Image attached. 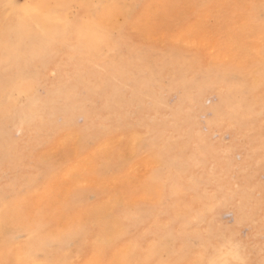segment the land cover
I'll return each instance as SVG.
<instances>
[{
  "label": "rangeland",
  "instance_id": "obj_1",
  "mask_svg": "<svg viewBox=\"0 0 264 264\" xmlns=\"http://www.w3.org/2000/svg\"><path fill=\"white\" fill-rule=\"evenodd\" d=\"M81 2L104 3L2 0L9 14L32 5L31 25L20 30L22 17H11L3 31L0 68H4V74L11 78L12 69L16 72L29 67V58L42 40L56 55L31 65L33 75L38 73L42 84L37 95L22 92L17 81L13 83L15 91L9 104L6 96H0V240L6 230L22 226L43 229L50 224L51 230L66 226V220L51 213L62 208L74 190L80 188L95 208L84 219L102 226V239L111 242L121 236L122 229L141 239L150 234L143 242V254L136 256L139 261L144 258L152 264H164L180 259L177 239L188 224L196 223L197 217L203 215L205 218L199 220L195 230L206 233L215 225L218 230L221 222L236 223L245 239L243 258L249 264H264V107L255 100L241 108L239 99H229L223 84L234 67L251 66L252 71H259L261 0H113L110 4L120 5L119 8L98 11L105 32L100 36L103 38L98 37L101 41L90 37V13L77 16L75 12H64L58 16L54 9L35 7ZM250 4L256 8L236 7ZM116 16L121 24L129 18L133 21L122 35L114 22ZM246 22L257 31H243ZM144 32L147 36H143ZM9 40L15 42L14 48L8 47ZM216 47L220 51H215ZM6 50L11 55L19 50L22 61L19 67L9 65L7 72L3 66ZM0 89H6V80L0 81ZM220 112L227 116H220ZM109 119L114 124L111 139L106 145L87 147L92 122ZM133 134L138 137L132 142ZM145 140L147 143L140 148ZM98 171L101 175H97ZM36 178L40 183L32 187ZM8 180L17 186L18 196L35 198L29 210L18 211L15 222L6 224L2 193L10 189ZM171 181H178L191 191L179 193L182 199L172 201L171 208L165 202L163 209L150 213L145 206L159 205L166 183L171 195ZM213 195L219 196V201H212L219 209L216 217L207 212ZM42 207L47 210L41 212ZM107 210H112L109 219L105 217ZM170 219L174 224L172 233ZM45 235L41 231L39 239ZM169 249H177L175 259L169 256ZM125 251L126 244H121L112 258L119 259ZM222 254L207 258L212 256L209 259L221 262L232 259L226 248ZM93 255L90 251L84 264L90 263ZM8 258L11 257L0 245V260ZM72 258L80 257L73 251Z\"/></svg>",
  "mask_w": 264,
  "mask_h": 264
},
{
  "label": "snow or ice",
  "instance_id": "obj_2",
  "mask_svg": "<svg viewBox=\"0 0 264 264\" xmlns=\"http://www.w3.org/2000/svg\"><path fill=\"white\" fill-rule=\"evenodd\" d=\"M39 8H49L57 11L58 16H62L64 12H75L77 16L81 13L88 12L95 15L96 9H115L119 8L117 4H103V3H60L56 5H35ZM238 8L255 9L256 5H237ZM259 27L261 40V64L258 72L252 71L251 66L234 67L231 74L226 76L223 80L227 96L229 99L237 98L240 101V107L249 106L253 101L258 100L262 107H264V0H261L259 5ZM256 19L255 14H251V20ZM114 22L119 26V34L122 35L129 24L133 23L132 19L124 21L122 24L119 17L114 18ZM243 31L252 33L257 29L251 28L249 23H245L242 28ZM113 36L117 35L114 31ZM8 47H15V42L8 41ZM56 53L51 52L50 45L47 41L42 40L40 47L33 51L29 58V67L23 71H16L15 75L6 79V86L17 81L20 82V89L22 92L27 91L30 95L35 96L39 93L42 87L41 82L33 75L31 65L38 60L45 59ZM22 63L19 50L15 55L7 53L3 66L7 72L9 65L19 67ZM99 115H103L100 113ZM220 116L226 117L227 113L220 112ZM114 127L113 122L109 120L94 121L93 126L88 132L87 147L96 148L97 145H106L111 139ZM147 141H141L139 147L142 148ZM97 175H101L98 171ZM10 185V189H6L2 193V200L5 210V223L15 222L16 213L25 212L31 208V202L35 198L31 195L18 196L15 192V183L6 181ZM40 183L35 181L32 187H36ZM173 189L172 194L169 195V184H165L161 193V200L159 205H146L145 207L150 213H154L159 207L163 209L165 202L171 208L172 201L182 199L179 193L187 194L188 189L184 184L178 181H171ZM31 191V188L29 189ZM84 189H76L72 193L69 201L60 209L52 211L53 216H57L67 221L66 226L58 227L51 230V225H46L43 229L30 228L23 226L6 230L0 245L6 250L11 258L0 260V264H84V257L93 251L98 259L91 264H152L151 261H139L136 256L142 249L144 240L150 238V234L141 239L134 237L130 231L121 234L115 240L109 242L107 239H102L103 233L101 225H92L84 219L85 215H91L95 208L90 206L82 195ZM218 195H213L208 201L209 207L207 212L213 217H216L219 209L212 203L218 200ZM47 209L42 207L41 212ZM205 217L201 215L197 217L196 223H191L186 226V230L179 236L177 243L181 245L180 259L168 261L167 264H249L244 259L245 239L240 231V226L236 223H220L217 230L215 226L209 228L205 233L203 231L195 230L200 219ZM41 231L46 232L43 239H39ZM121 244H126L127 251L119 256V259H113V253L120 247ZM219 246V247H218ZM228 249L232 259L225 261H217L216 259H208L210 255H217ZM75 251L80 257L73 259L72 253ZM47 257V259H44Z\"/></svg>",
  "mask_w": 264,
  "mask_h": 264
},
{
  "label": "bare ground",
  "instance_id": "obj_3",
  "mask_svg": "<svg viewBox=\"0 0 264 264\" xmlns=\"http://www.w3.org/2000/svg\"><path fill=\"white\" fill-rule=\"evenodd\" d=\"M101 2H103L104 1V3L103 4H110L113 0H100ZM93 2V1H92ZM97 2V1H96ZM116 2V1H115ZM128 2V1H127ZM189 3V2H188ZM128 4V3H127ZM168 6V5H167ZM183 6H185V5H183ZM5 7H7V4H3L2 3V0H0V40H2V35H3V31H4V29L6 28V24H7V22H8V20L11 18V17H17V16H21L22 17V20H23V25L21 26V28H20V30H24L23 29V27H25V26H27V25H31V22H30V11L32 10V5L29 3L28 5H26V6H24V8H22V9H19V10H17L16 11V9H15V11H11V13L9 14V12H7V10H6V8ZM124 8V7H123ZM154 8H156V7H154ZM194 8V7H193ZM180 9V8H179ZM182 9V8H181ZM103 10H105V8H101V9H96V10H94V13H95V15H92L91 14V22H92V35L90 36V37H92L94 40H96L98 37H100V36H102V34H105V32L103 33V31H102V27H101V23H103V20H102V17H101V14H98V11H103ZM126 10H128V9H126ZM152 10V9H151ZM123 12V11H122ZM181 12V11H180ZM104 13H105V11H104ZM140 13V12H139ZM253 13V12H252ZM126 14V13H125ZM176 14H178V12H176ZM176 17V16H175ZM90 18V17H89ZM105 18V17H104ZM139 19V18H138ZM142 19V18H141ZM145 19V18H144ZM181 20V19H180ZM242 21L244 22V19H242ZM143 23V22H142ZM247 23V22H246ZM146 26V25H145ZM189 28V27H188ZM105 30V29H104ZM141 30V29H140ZM146 30V29H145ZM142 31H144V30H142ZM147 31H148V29H147ZM90 32V31H89ZM187 32V31H186ZM145 33V32H144ZM143 33V34H144ZM88 34V35H89ZM147 34V32L143 35V36H145ZM182 35V34H181ZM61 36H63V35H61ZM70 36V35H69ZM68 36V37H69ZM147 36V35H146ZM64 37V36H63ZM63 37H60V42L62 41L61 40V38H63ZM177 37V36H176ZM192 37V36H191ZM30 39H34V37L33 36H31V37H29ZM100 38H103V37H100ZM180 38V37H179ZM193 38V37H192ZM64 39H66V38H64ZM89 39H91V38H89ZM99 39V38H98ZM176 39V38H175ZM185 39H186V37H185ZM185 39L183 40V41H185ZM100 40V39H99ZM170 40V39H169ZM181 40H182V38H181ZM187 40V39H186ZM56 42H58V40L56 39L55 40ZM92 41V40H91ZM101 41V40H100ZM183 41H181V42H183ZM193 41H195V40H192V42ZM59 42V43H60ZM63 42V41H62ZM67 42V41H66ZM95 42V41H94ZM93 42V43H94ZM118 42V41H117ZM191 42V41H190ZM190 42H188V41H186V42H183V43H189L190 44ZM196 42V41H195ZM67 43H69V41L67 42ZM64 44V43H63ZM124 44V43H123ZM197 44V43H196ZM91 45V44H90ZM89 45V46H90ZM99 45V44H98ZM92 46V45H91ZM64 47V46H63ZM94 47V46H93ZM161 48V47H160ZM52 49V48H51ZM94 49H95V47H94ZM114 49V48H113ZM215 49H217V47L215 48ZM61 50V49H60ZM66 50V49H65ZM123 50V49H122ZM140 50V49H139ZM214 50V49H213ZM212 50V51H213ZM58 51V50H57ZM215 51H220L219 49H217V50H215ZM214 51V52H215ZM256 51V50H255ZM59 52V51H58ZM209 52V51H208ZM213 52V53H214ZM236 53H237V51H235ZM234 52V53H235ZM219 54H220V52H218ZM132 53H130V55H131ZM217 54V53H216ZM230 55L232 54V53H229ZM80 55H82V54H80ZM225 55H227V53L225 52ZM233 55V54H232ZM231 55V56H232ZM162 56V55H161ZM169 57V56H168ZM208 57H209V54H208ZM117 58V57H116ZM49 59V58H48ZM59 59V58H58ZM65 59H67V57L65 58ZM69 59V58H68ZM74 59V58H73ZM108 59V58H107ZM115 59V58H114ZM54 60H56L55 58H54ZM161 60V59H160ZM176 60V59H175ZM64 61V60H63ZM103 61V60H102ZM46 62V61H45ZM94 62V61H93ZM44 63V62H43ZM51 63V62H50ZM57 63H59V62H57ZM56 63V64H57ZM35 64V63H34ZM45 64V63H44ZM66 64V63H65ZM27 65V64H26ZM77 65V64H76ZM84 64H82V66H83ZM86 65V64H85ZM84 65V66H85ZM155 65V64H154ZM171 65V64H170ZM173 65V64H172ZM171 65V66H172ZM63 66V65H62ZM61 66V67H62ZM128 66V65H127ZM131 66V65H130ZM146 66V65H145ZM156 66H157V64H156ZM125 67V66H124ZM82 68V67H81ZM167 68V67H166ZM4 68H0V81H4V80H6L7 78H9V76H6L5 74H4V72L2 71ZM58 69V68H57ZM99 69V68H98ZM111 69V68H110ZM131 69V68H130ZM142 69V68H141ZM33 70V69H32ZM63 70V69H62ZM79 70H81V69H79ZM100 70V69H99ZM163 71V70H162ZM64 72V71H63ZM12 73H13V75H15V71L12 69ZM81 73V72H80ZM193 73V72H192ZM199 74V73H198ZM49 75V74H48ZM114 75V74H113ZM207 75V74H206ZM137 76V75H136ZM198 76V75H197ZM201 76V75H200ZM199 76V77H200ZM53 77V76H52ZM133 77V76H132ZM131 77V78H132ZM149 77V76H148ZM207 77V76H206ZM87 79V78H86ZM145 79V78H144ZM88 80V79H87ZM134 80V79H133ZM143 80V79H142ZM167 80V79H166ZM218 80V79H217ZM144 81V80H143ZM102 82V81H101ZM117 82V81H116ZM155 82V81H154ZM148 83V82H147ZM165 83V82H164ZM155 84V83H154ZM218 84V83H217ZM96 85V84H95ZM127 86V85H126ZM195 86V85H194ZM207 86V85H206ZM13 87H14V85L13 84H8L7 86H6V89H0V96H3V97H5L6 98V100H8V104L11 102V100H13V98H12V94L14 93V89H13ZM109 87V86H108ZM165 87V86H164ZM138 88V87H137ZM17 89V88H16ZM147 89V88H146ZM196 89V88H195ZM138 90H139V88H138ZM198 90V89H197ZM196 90V91H197ZM172 91V90H171ZM151 92V91H150ZM136 93V92H135ZM140 93V92H139ZM142 93V92H141ZM140 93V94H141ZM162 93V92H161ZM193 93V92H192ZM207 93H209V92H207ZM211 93V92H210ZM26 94H27V92H26ZM72 94V93H71ZM110 94V93H109ZM117 94V93H116ZM163 94V93H162ZM74 95V94H73ZM68 96V95H67ZM135 96V95H134ZM72 97V96H71ZM105 97V96H104ZM103 97V98H104ZM122 97H123V95H122ZM106 98V97H105ZM125 98V97H124ZM137 98V97H136ZM153 98V97H152ZM158 98V97H157ZM161 98V97H160ZM107 99V98H106ZM112 100V99H111ZM91 101V100H90ZM124 101V100H123ZM187 101V100H186ZM94 102V101H93ZM120 102H122V101H120ZM135 102H136V100H135ZM145 102V101H144ZM103 103V102H102ZM113 103V102H112ZM117 104V103H116ZM202 104V103H201ZM107 105H109V104H107ZM106 105V106H107ZM156 105V104H155ZM101 106H103V104L101 105ZM115 106V105H114ZM131 106H133V105H131ZM185 106V105H184ZM193 106V105H192ZM195 106V105H194ZM8 107V106H7ZM121 107V106H120ZM186 107V106H185ZM8 108H10V106L8 107ZM115 108V107H114ZM80 109V108H79ZM190 109V108H189ZM226 109V108H225ZM6 110V109H5ZM104 110V109H103ZM114 110V109H113ZM153 110V109H152ZM202 110V109H201ZM7 111V110H6ZM23 111V110H22ZM118 111V110H117ZM154 112V111H153ZM204 112V111H203ZM202 112V113H203ZM113 113V112H112ZM26 114H27V112H24L23 113V119H26L27 118V116H26ZM69 114V113H68ZM116 114V113H115ZM125 114V113H124ZM118 115V114H117ZM130 115V114H129ZM161 115V114H160ZM56 116V115H55ZM85 116V115H84ZM89 116H91V115H89ZM105 116V115H104ZM116 116V115H115ZM12 120H15V118L13 117V116H9ZM117 117V116H116ZM202 117H204V116H202ZM219 117V116H218ZM74 118V117H73ZM91 118V117H90ZM108 119V118H107ZM134 119V118H133ZM198 119V118H197ZM224 119V118H223ZM232 120V119H231ZM90 121V120H89ZM117 121V120H116ZM115 121V122H116ZM124 121V120H123ZM199 122V121H198ZM205 122V121H204ZM214 122V121H213ZM93 123V122H92ZM134 123V122H133ZM139 123V122H138ZM226 123V122H225ZM207 124V123H206ZM84 125V124H83ZM33 127V126H32ZM126 127V126H125ZM128 127V126H127ZM22 128V127H21ZM34 128V127H33ZM40 129V128H39ZM44 129V128H43ZM81 129V128H80ZM122 130H123V128H121ZM222 129V128H221ZM15 130V129H14ZM25 130V129H24ZM38 130V129H37ZM42 130V129H41ZM209 130V129H208ZM44 131V130H43ZM49 131V130H48ZM135 131V130H134ZM212 131V130H211ZM237 131V130H236ZM2 132H4V131H2ZM2 132H1V134H2ZM220 132V131H219ZM82 134H83V132H81ZM238 133V132H237ZM82 134H80V136L82 135ZM152 134V133H151ZM26 136V135H25ZM75 136V135H74ZM87 136V135H86ZM118 136V135H117ZM239 136V135H238ZM138 137V135L137 134H133V135H131V141L133 142L136 138ZM142 137V136H141ZM219 137H220V135H219ZM244 138V137H243ZM76 141L78 140V138H77V136H75V138H74ZM21 140V139H20ZM2 141V140H1ZM192 141V140H191ZM84 143V142H83ZM137 144V143H136ZM139 144V143H138ZM77 145V144H76ZM255 145V144H254ZM0 146H2V144L0 145ZM79 147V146H78ZM222 147V146H221ZM223 148V147H222ZM14 149V148H13ZM12 149V150H13ZM136 149V148H135ZM154 150V149H153ZM20 151V150H19ZM219 151V150H218ZM3 152H5V150L3 151ZM12 152V151H11ZM21 152V151H20ZM10 153V152H9ZM19 153V152H18ZM113 153V152H112ZM155 153V152H154ZM12 154V153H11ZM20 154V153H19ZM18 154V155H19ZM32 154V153H31ZM110 154H111V152H110ZM5 155V154H4ZM17 155V156H18ZM113 155V154H112ZM133 155V154H132ZM12 156V155H11ZM14 156V155H13ZM39 156V155H38ZM63 156V155H62ZM154 156H156V155H154ZM189 156V155H188ZM67 157V156H66ZM112 157V156H111ZM13 158V157H12ZM18 158V157H17ZM114 158V157H113ZM142 158V157H141ZM161 158V157H160ZM160 158H157L158 160H160ZM29 159V158H28ZM31 159V158H30ZM115 159V158H114ZM113 159V160H114ZM131 159V158H130ZM18 160V159H17ZM65 160V159H64ZM111 160V159H110ZM47 161V160H46ZM197 161V160H196ZM58 162H60V161H58ZM151 163V161L149 162V164ZM193 163V162H192ZM25 164V163H24ZM53 164V163H52ZM123 164V163H122ZM15 165V164H14ZM254 166V165H253ZM31 167V166H30ZM122 167V166H121ZM117 168V167H116ZM232 169V168H231ZM207 170V169H206ZM13 172V171H12ZM167 172V178H168V176H169V172L168 171H166ZM37 173V172H36ZM26 175V174H25ZM260 175V174H259ZM119 176V175H118ZM23 178V177H22ZM26 178V177H25ZM24 179V178H23ZM104 179V178H103ZM142 179H144V178H142ZM36 180H37V178H36ZM35 180V181H36ZM9 181V180H8ZM11 181V180H10ZM193 181V180H192ZM24 182V181H23ZM30 182V181H29ZM33 182V181H32ZM17 183V182H16ZM25 183V182H24ZM140 184V183H139ZM144 185V184H143ZM263 185V184H262ZM157 187V186H156ZM15 188H17V186L15 187ZM172 188V187H171ZM157 189V188H156ZM151 190H153V189H151ZM159 190V189H158ZM173 190V189H172ZM155 192V191H154ZM21 193V192H20ZM23 193V192H22ZM121 193V192H120ZM150 193V192H149ZM152 194V193H151ZM193 194V193H192ZM209 194V193H208ZM255 194V193H254ZM85 195V194H84ZM207 195V194H206ZM159 196V195H158ZM85 197V196H84ZM130 197H132V196H130ZM157 197V196H156ZM190 197V196H189ZM205 197V196H204ZM66 198H68V197H66ZM69 199V198H68ZM68 199H67V201H68ZM113 199L114 200H117V198L115 197V195H114V197H113ZM205 199V198H204ZM256 199V198H255ZM262 199V198H261ZM66 200V199H65ZM125 200V199H124ZM123 200V201H124ZM122 201V200H121ZM122 201V202H123ZM125 201H127V200H125ZM139 201V200H138ZM190 201H191V199H190ZM219 201V200H218ZM118 202V200L116 201V203ZM121 202V203H122ZM109 203V202H108ZM125 203V202H124ZM135 204V203H134ZM253 204V203H252ZM258 205V204H257ZM113 207V206H112ZM227 207V206H226ZM159 208V207H158ZM262 208V207H261ZM200 209V208H199ZM237 209H238V207H237ZM251 209V208H250ZM157 210V209H156ZM258 211V210H257ZM111 212H112V210H111ZM111 212H110V210H107L106 211V214H105V217H108V219L110 218V217H112L111 216ZM246 212V211H245ZM178 213V212H177ZM247 213V212H246ZM222 214V213H221ZM249 214V213H248ZM252 214V213H251ZM205 215H206V213H205ZM139 216V215H138ZM176 216V215H175ZM253 216V215H252ZM211 217V216H210ZM209 217V218H210ZM138 218V217H137ZM136 218V219H137ZM170 218V217H169ZM237 218V217H236ZM113 219V218H112ZM145 219V218H144ZM195 219V218H194ZM214 219V218H213ZM251 219V218H250ZM119 220V219H118ZM208 220V219H207ZM221 220V219H220ZM111 221V220H110ZM109 221V222H110ZM163 221V220H162ZM185 221H188V220H185ZM191 221V220H190ZM237 222H238V220H237ZM23 222H21L20 224H22ZM113 222H111V224H112ZM169 223L171 224V227H170V233H172V231H173V229H172V226L174 225L173 224V221L170 219L169 220ZM186 223V222H185ZM218 223V222H217ZM24 224V223H23ZM115 224V223H114ZM114 224H112L113 226H114ZM154 224V223H153ZM145 225V224H144ZM167 225H169V224H167ZM22 226V225H21ZM207 226V225H206ZM216 226V225H215ZM23 227V226H22ZM208 227V226H207ZM121 228V227H120ZM115 229H117V225H116V228H114V230ZM142 229V228H141ZM155 229V228H154ZM206 229H208V228H206ZM102 230V229H101ZM177 230V229H176ZM122 231H123V233H124V230L122 229ZM144 231V230H143ZM179 231V230H178ZM245 231V230H244ZM126 232V231H125ZM176 232V231H175ZM180 232V231H179ZM182 232V231H181ZM117 233H119V232H117ZM116 233V234H117ZM121 233V232H120ZM156 233V232H155ZM176 233H178V232H176ZM122 234V233H121ZM251 234V233H250ZM120 235V234H119ZM144 237H145V235H144ZM44 238V237H43ZM42 239V238H41ZM113 239V238H112ZM111 239V240H112ZM143 239V238H142ZM158 239H160V236H159V238ZM171 239V238H170ZM155 240V239H154ZM110 241V240H109ZM154 242V241H153ZM147 244H148V242H147ZM125 245V244H124ZM154 245V244H153ZM248 245V244H247ZM149 247H150V244L148 245ZM177 246V245H176ZM3 247V246H2ZM264 248V247H263ZM148 249V248H147ZM150 249H151V247H150ZM149 249V250H150ZM175 250H177V249H169V251L171 252V253H169V256L170 257H173V259H175L174 257H175V254H174V251ZM226 251V250H225ZM227 251H228V249H227ZM123 252V251H122ZM141 252V251H140ZM146 252H148V251H146ZM145 252V253H146ZM142 254H143V252H141ZM148 253H150V251L148 252ZM222 253V252H221ZM221 253H219L218 255H220ZM256 253V252H255ZM173 254V255H172ZM223 254H224V251H223ZM222 254V255H223ZM227 254H228V252H227ZM226 254V255H227ZM119 255V254H118ZM144 256V255H143ZM147 256V255H146ZM152 256H153V258H154V255L152 254ZM212 257V256H211ZM211 257H209V258H211ZM220 257H221V255H220ZM222 257H224V256H222ZM229 257H231L230 256V254H229ZM141 258V257H140ZM156 258V257H155ZM208 258V259H209ZM218 258H219V256H218ZM139 259V258H138ZM137 259V260H138ZM143 259V261H146L144 258H142ZM141 259V260H142ZM220 259V258H219ZM95 260H97V257H96V254L94 253V255H93V257H92V261H90V263H88V264H91V262H94ZM175 260H177V259H175ZM154 263H155V260L153 261ZM156 262H157V259H156ZM164 262V260H162V263ZM164 264H167V262H165Z\"/></svg>",
  "mask_w": 264,
  "mask_h": 264
}]
</instances>
